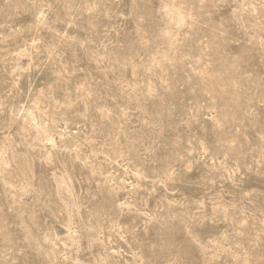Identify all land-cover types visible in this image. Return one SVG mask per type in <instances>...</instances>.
Instances as JSON below:
<instances>
[{
  "label": "rangeland",
  "instance_id": "rangeland-1",
  "mask_svg": "<svg viewBox=\"0 0 264 264\" xmlns=\"http://www.w3.org/2000/svg\"><path fill=\"white\" fill-rule=\"evenodd\" d=\"M0 264H264V0H0Z\"/></svg>",
  "mask_w": 264,
  "mask_h": 264
},
{
  "label": "bare ground",
  "instance_id": "bare-ground-1",
  "mask_svg": "<svg viewBox=\"0 0 264 264\" xmlns=\"http://www.w3.org/2000/svg\"><path fill=\"white\" fill-rule=\"evenodd\" d=\"M171 13H174V15L177 17L178 20H181V16L177 11H171Z\"/></svg>",
  "mask_w": 264,
  "mask_h": 264
}]
</instances>
